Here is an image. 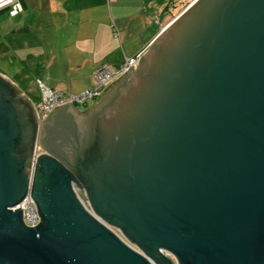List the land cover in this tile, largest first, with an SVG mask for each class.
Segmentation results:
<instances>
[{"label": "water", "instance_id": "95a60500", "mask_svg": "<svg viewBox=\"0 0 264 264\" xmlns=\"http://www.w3.org/2000/svg\"><path fill=\"white\" fill-rule=\"evenodd\" d=\"M38 120L0 74V264H264V0L191 2L93 106L55 107L61 161Z\"/></svg>", "mask_w": 264, "mask_h": 264}, {"label": "crops", "instance_id": "0c3cea01", "mask_svg": "<svg viewBox=\"0 0 264 264\" xmlns=\"http://www.w3.org/2000/svg\"><path fill=\"white\" fill-rule=\"evenodd\" d=\"M20 1L23 12L0 18L5 33L0 59L6 69L1 75L34 106L39 80L64 93L90 88L98 65L119 66L141 55L193 0ZM97 99L80 107L88 109ZM43 121L38 120L37 153L60 160L40 142Z\"/></svg>", "mask_w": 264, "mask_h": 264}, {"label": "built area", "instance_id": "2783aa9c", "mask_svg": "<svg viewBox=\"0 0 264 264\" xmlns=\"http://www.w3.org/2000/svg\"><path fill=\"white\" fill-rule=\"evenodd\" d=\"M23 10L24 8L20 0H0V12L5 11L9 15L14 16L20 14ZM139 56L140 54L127 57L119 66H112L107 62L101 63L93 71V85L78 93H64L39 80L40 99L34 105L38 119L43 121L55 107L71 101L82 106L95 100L108 85L127 72L138 60ZM20 208L23 210V221L26 226L33 227L40 223V217L34 200L31 197L30 189L22 201L12 209Z\"/></svg>", "mask_w": 264, "mask_h": 264}, {"label": "rangeland", "instance_id": "374dc122", "mask_svg": "<svg viewBox=\"0 0 264 264\" xmlns=\"http://www.w3.org/2000/svg\"><path fill=\"white\" fill-rule=\"evenodd\" d=\"M4 16H8V13L7 12H1L0 13V18L4 17ZM0 43H2V46H4V44H5V33H4L3 29L0 30ZM4 61L5 60L0 59V74H4V72L6 71V69L4 68V63H5ZM75 189H76L78 195L83 200V202L86 204V206L88 208H90L89 204L92 205V203H91V200L89 198L88 192H87L84 184L83 185L80 184V186L76 185ZM111 226L114 229V231H116L120 236L125 238V233L122 231V229L120 227H118L117 225H114V224H111Z\"/></svg>", "mask_w": 264, "mask_h": 264}, {"label": "flooded vegetation", "instance_id": "af4514ba", "mask_svg": "<svg viewBox=\"0 0 264 264\" xmlns=\"http://www.w3.org/2000/svg\"><path fill=\"white\" fill-rule=\"evenodd\" d=\"M163 253H165V255L169 256L170 260H171L174 264H176V259L172 256V254H170L169 252H163ZM160 263H161V264H170V262H168V260L165 259V258H163V257L160 258Z\"/></svg>", "mask_w": 264, "mask_h": 264}]
</instances>
